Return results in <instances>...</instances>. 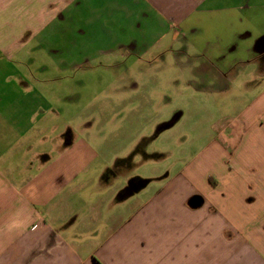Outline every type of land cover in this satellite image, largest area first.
I'll list each match as a JSON object with an SVG mask.
<instances>
[{"label":"crops","instance_id":"0c3cea01","mask_svg":"<svg viewBox=\"0 0 264 264\" xmlns=\"http://www.w3.org/2000/svg\"><path fill=\"white\" fill-rule=\"evenodd\" d=\"M224 3L0 0V264H264V222L248 212L264 200H251L247 187L250 177L263 180L264 170L248 176L224 162L228 152H238V162L256 154L264 162L263 32L248 50L250 61L234 57L237 45L225 46L218 34L193 47L203 62L192 76L216 95L230 92L239 67L250 63L258 88L242 94L250 101L235 134H210L205 150L176 169L130 155L136 137H115L120 111L111 127L116 145L107 149L104 134L90 137L88 108L74 117L67 106V73L93 58L86 51L109 49L99 54L116 58L143 43L153 51L170 32L176 40L189 31L192 17L225 10L217 8ZM132 88L120 84L117 95ZM195 197L202 201L196 207ZM263 210L255 215L264 220Z\"/></svg>","mask_w":264,"mask_h":264},{"label":"rangeland","instance_id":"374dc122","mask_svg":"<svg viewBox=\"0 0 264 264\" xmlns=\"http://www.w3.org/2000/svg\"><path fill=\"white\" fill-rule=\"evenodd\" d=\"M224 4L225 7L223 4L217 7L225 8L223 11L192 17L188 22L189 31L176 40L170 32L153 51L146 50V43L138 45L134 51H116L120 54L116 58L109 54H99L100 50L109 49L93 48L86 51L93 53V58L82 67H74L71 73H67L68 80L70 76L71 80L67 81L66 89H70L71 99L67 101V106L73 108L74 117L75 111L82 106L88 108V122L94 123L90 137L98 139L104 134L110 143L107 149H110L114 140L116 145L115 137L122 142L134 135L137 142L131 147L130 155L135 154L138 161L150 158L154 164L170 170L176 169L181 163L184 165L190 162L205 150L210 134L219 137L222 128L224 135L235 134L234 127L237 124L239 126L242 112H245L250 101L242 94L258 88L253 77L248 76L255 72L256 67L252 63L240 66L231 91L216 95L209 90V82L200 81L196 73L192 76L191 68L194 70L203 62L193 47L211 42L213 34H218L225 40V46L232 45L233 41L237 45V50L232 53L234 57L250 61L248 50L253 48L256 39L264 33V0H252L245 4L243 0H226ZM246 33H252V37L245 40L239 38ZM127 52L133 53L127 56ZM187 62L193 66L185 67ZM125 83H130L134 88L118 96V86ZM60 91L58 87V93ZM70 101L71 105H68ZM118 111L121 112L120 134L113 138L111 127ZM100 120L109 121L111 125L94 127ZM229 124H233L230 131L226 129ZM231 136L230 139L235 138ZM211 150L216 153V157L222 154L218 147L214 146ZM237 155L238 152L233 155L228 152L224 157L227 168L233 172L252 176L264 170V162L259 159L261 155L244 158L242 162L237 161ZM249 180L251 182L247 187H253L248 188L253 193L249 198L254 200L257 196L259 202H262L264 191L259 188L264 187V179L258 181L256 177H250ZM257 202L250 203L248 209H251L248 212L250 216H258L256 221L260 225L264 222L263 217L255 214L264 209V201L261 206Z\"/></svg>","mask_w":264,"mask_h":264},{"label":"water","instance_id":"95a60500","mask_svg":"<svg viewBox=\"0 0 264 264\" xmlns=\"http://www.w3.org/2000/svg\"><path fill=\"white\" fill-rule=\"evenodd\" d=\"M202 203V201L200 200V198L195 197L190 201V204L194 207H196L198 204Z\"/></svg>","mask_w":264,"mask_h":264},{"label":"flooded vegetation","instance_id":"af4514ba","mask_svg":"<svg viewBox=\"0 0 264 264\" xmlns=\"http://www.w3.org/2000/svg\"><path fill=\"white\" fill-rule=\"evenodd\" d=\"M263 48H264V47H263ZM261 60L264 61V51H263V53H262Z\"/></svg>","mask_w":264,"mask_h":264}]
</instances>
